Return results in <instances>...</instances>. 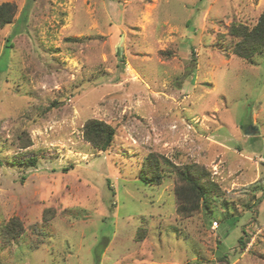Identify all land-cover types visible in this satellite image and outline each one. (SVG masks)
<instances>
[{"label":"rangeland","instance_id":"374dc122","mask_svg":"<svg viewBox=\"0 0 264 264\" xmlns=\"http://www.w3.org/2000/svg\"><path fill=\"white\" fill-rule=\"evenodd\" d=\"M4 2L0 226L24 231L0 236V264H264V53L234 54L230 31L264 0ZM89 119L115 128L107 150ZM150 154L159 184L139 177ZM191 163L218 189L188 216L175 188Z\"/></svg>","mask_w":264,"mask_h":264},{"label":"trees","instance_id":"16d2710c","mask_svg":"<svg viewBox=\"0 0 264 264\" xmlns=\"http://www.w3.org/2000/svg\"><path fill=\"white\" fill-rule=\"evenodd\" d=\"M15 12L16 8L12 3L0 4V30L13 22ZM27 13L28 9L26 8L22 14L23 19L27 18ZM17 29L19 27L14 29V34L18 32ZM230 31L233 36L239 38L233 49L234 54L251 59L256 54L264 53V11L252 28L243 24H234ZM9 47L11 45L6 44V48ZM115 134V128L104 120L89 119L83 126L84 138L100 150H107L112 145ZM164 160L167 164L174 165L169 159L164 158ZM20 163L34 166L36 159L29 158ZM63 169L67 171L70 168ZM176 174L179 180L175 188L179 213L189 216L201 209L210 210L211 195L213 190L218 189V185L210 179L209 171L202 165L191 163L178 168ZM139 177L145 183H161L163 178L162 165L156 155L150 154L146 158V164L143 166ZM23 231V224L18 218H12L8 224L0 226V236H2L3 241H11L20 236ZM244 233L247 234L245 229ZM240 242L246 244L243 238H240Z\"/></svg>","mask_w":264,"mask_h":264},{"label":"water","instance_id":"95a60500","mask_svg":"<svg viewBox=\"0 0 264 264\" xmlns=\"http://www.w3.org/2000/svg\"><path fill=\"white\" fill-rule=\"evenodd\" d=\"M253 130H256L254 127H250L249 129H247V132L249 133V134H258L259 132H258V130H256V132H254Z\"/></svg>","mask_w":264,"mask_h":264}]
</instances>
